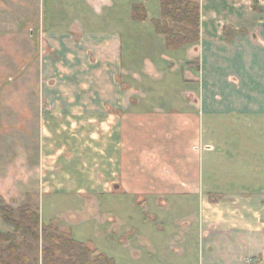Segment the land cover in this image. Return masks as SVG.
<instances>
[{"label":"crops","instance_id":"0c3cea01","mask_svg":"<svg viewBox=\"0 0 264 264\" xmlns=\"http://www.w3.org/2000/svg\"><path fill=\"white\" fill-rule=\"evenodd\" d=\"M198 1L199 40L178 47L169 46L154 27L153 20L162 16L161 0L148 1V18L140 20L132 18V0H49V9L70 15L79 9L81 19L74 16V22L64 23L59 13L48 24L40 20L46 57L50 60L51 50L58 51L62 66L61 97L55 103L64 110L58 119L48 112L43 120L45 138L50 121L64 124L58 135L65 158L59 189L91 190L94 217L106 208L113 229L117 222L123 224L122 218L139 220V230L132 228L123 241L137 239L155 253L154 263L139 256L140 263L264 260L263 145L251 154L224 147L229 161L240 163L225 178H206L201 165L205 154L216 150L193 149L199 139L214 140L205 133L206 114L215 113L223 123L222 113L236 122L264 111L263 0L256 8L252 0ZM14 20L5 25L18 27ZM136 26L145 27V33L132 35ZM134 43L138 50L133 55ZM142 56L143 66L131 77L126 65ZM169 89L176 96L160 100L162 108L148 109L158 106L151 99H162L158 91ZM132 91L142 96L132 98ZM257 120L264 123V118ZM146 129H154V136ZM147 137L155 139L151 147ZM244 154L251 156L250 164L243 161ZM210 170L212 174L216 166ZM245 170L251 173L248 178L242 177ZM78 175L91 178L88 189ZM134 204L145 213L139 216Z\"/></svg>","mask_w":264,"mask_h":264},{"label":"rangeland","instance_id":"374dc122","mask_svg":"<svg viewBox=\"0 0 264 264\" xmlns=\"http://www.w3.org/2000/svg\"><path fill=\"white\" fill-rule=\"evenodd\" d=\"M48 1L29 0L27 3V0H0V208L11 207L13 212L9 208L6 211L12 213V218L23 224L22 228L17 229L11 222H8L6 213L3 210L0 211V232L9 236L7 242L0 244V264H5L8 261H11V264H43V248L47 243V237L55 234L73 236L77 240L92 245L107 257L112 258L113 264H145L139 262V256L143 261L154 263L156 255L148 246L137 239L125 243L123 241L132 228L139 230L141 225L139 220L122 218L123 224L117 222L118 226L115 225V229H113V220L109 218L106 208L96 214L97 217H94L96 207L90 206L91 199H88L93 196L91 190L68 193L66 191H72L76 187L59 189L65 158L60 153L61 151L59 152L64 143L63 141L62 144L58 143L60 142L58 135L64 124H55L50 121L51 130L49 131L51 133L48 138H45L47 137V135L45 136L47 123L43 120L48 117L47 115L44 117V114L48 112L49 115L52 114V117L58 119L57 115L61 110H64L55 103L61 97L58 82L62 77H60L62 66L58 64L60 58L57 55V50V52L51 50L50 60L46 57L47 44L44 41L46 33L42 29L40 20L43 21L45 18V22L48 24L50 21L58 19L60 13L64 23H71L75 21L74 16L81 19V13L79 9L72 15L67 11L57 12L55 8H48ZM132 1H134L133 20L141 19L135 15V5L143 7L146 14L144 19H147L146 5L150 0L147 2ZM262 3L264 5V0ZM29 18L36 20L35 22L27 21ZM7 19H12V21L15 19V23L19 20L18 27L5 25ZM156 20V18L153 20L155 28ZM144 29L145 27L136 26L132 35L138 37L140 33H145L142 32ZM137 45L134 43L136 47L131 49L133 55L135 50H138ZM78 60L76 59V61ZM143 64V56L132 58L131 62L126 65L130 76L132 77ZM48 67L51 70L50 75L46 72L49 70ZM145 67L147 70L150 69L149 66ZM169 79L170 77H168ZM133 82L135 81L133 80ZM172 86L170 85V88ZM151 93L149 92L148 95ZM158 93L157 98L162 99H151L156 100L151 103H158V106L148 109L162 108L159 105L160 100L176 96V92L170 89L167 92L164 90V93L163 91H158ZM130 94L132 98L142 96L141 91H132ZM163 104H166V101ZM221 115V118L226 122L219 123L217 121L219 116L215 113L206 114V123H208L205 125V133L210 134L214 140L199 139L193 145L195 151L216 150L212 152L213 154H205L201 160V165L203 164L206 171V178L228 177L237 168L234 165L240 164L229 161L230 158L222 153L225 152L224 147L234 153L243 150V153L249 152V154H251V149L256 151L255 148L260 149L262 145L264 147V137L261 134L264 132V123L257 122V119L264 118L263 110L254 113L251 117L252 120L241 117L236 122H231L230 117L224 113ZM146 123L149 125L151 122ZM143 126L146 127V125ZM208 126L210 127L208 128ZM153 130L146 129L145 133L152 137L154 136ZM147 138L150 141L148 147L155 144V139ZM249 154L243 155V161L248 164L251 163ZM184 157H186L185 154ZM211 166H216V171L212 174H210ZM248 174L251 173L245 170L242 177L248 178ZM77 179L78 181L82 180L81 182L87 186L84 189H88L92 183L91 178L87 176L78 175ZM72 196L78 197L71 199ZM86 205L89 208L87 210ZM134 205L136 211L140 212L139 216H141V212L145 213L141 204ZM24 206L39 211L40 226L38 229L34 227V220L29 218L27 213L24 216ZM78 211L79 213H73ZM27 226L32 230H27ZM44 226L50 228L45 230ZM35 234L38 235V238ZM92 259L94 260L95 256L91 257ZM257 262L264 264V260ZM244 264H247V261H244Z\"/></svg>","mask_w":264,"mask_h":264},{"label":"trees","instance_id":"16d2710c","mask_svg":"<svg viewBox=\"0 0 264 264\" xmlns=\"http://www.w3.org/2000/svg\"><path fill=\"white\" fill-rule=\"evenodd\" d=\"M252 5L256 8L258 0H252ZM161 7L162 18L157 19L155 24L158 32L165 35L169 46L178 47L196 43L199 40L201 8L198 0H161ZM142 8L140 5H135L134 12L136 17L144 19L146 14ZM7 208H0V211L3 210L6 213L8 222L17 229L22 228V222L12 218V213L6 211ZM23 208L24 216L27 213L29 218L34 220V227L38 229L39 211L31 210L28 206ZM9 209L13 210L11 207ZM26 228L32 230L29 226ZM48 228L50 227L44 226L45 230ZM35 236L38 238L37 234ZM8 239L9 236L0 232V244L7 242ZM93 256L95 259L91 260ZM5 264H11V261ZM43 264H113V259L73 236L55 234L47 237V243L43 248Z\"/></svg>","mask_w":264,"mask_h":264},{"label":"built area","instance_id":"2783aa9c","mask_svg":"<svg viewBox=\"0 0 264 264\" xmlns=\"http://www.w3.org/2000/svg\"><path fill=\"white\" fill-rule=\"evenodd\" d=\"M245 261H247V264H259L256 260H253L252 258H247Z\"/></svg>","mask_w":264,"mask_h":264}]
</instances>
